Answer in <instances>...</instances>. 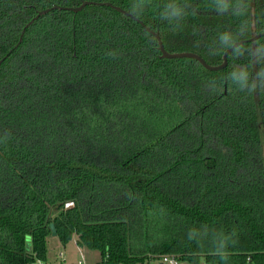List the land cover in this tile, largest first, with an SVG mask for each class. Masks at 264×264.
<instances>
[{
	"label": "trees",
	"instance_id": "1",
	"mask_svg": "<svg viewBox=\"0 0 264 264\" xmlns=\"http://www.w3.org/2000/svg\"><path fill=\"white\" fill-rule=\"evenodd\" d=\"M105 3L212 66L264 32V0H0V264L49 224L95 264H264V35L209 71Z\"/></svg>",
	"mask_w": 264,
	"mask_h": 264
},
{
	"label": "water",
	"instance_id": "2",
	"mask_svg": "<svg viewBox=\"0 0 264 264\" xmlns=\"http://www.w3.org/2000/svg\"><path fill=\"white\" fill-rule=\"evenodd\" d=\"M87 4H103V3H93V2H89V1H84L82 2L79 6L77 7H73V8H65L67 10H71V11H77L79 10L81 7H83L84 5H87ZM105 5L109 6V7H112L114 8L115 10L127 15V16H131L129 13L119 9L118 7H115V6H112L111 4L109 3H105ZM64 9V8H63ZM45 11L47 10H42L40 12H38V14H36L26 25H28L35 17H37L38 15L44 13ZM134 20H136L142 27L144 30H146L147 32H149L156 40V44H157V48L160 52V56L163 57V58H192L194 60H196L204 69L206 70H209V71H215V70H218V69H222L224 68L225 64H226V56L227 54L233 49L235 48L237 45L243 43V42H251L253 40H255L256 38L264 35V32H260V33H257L255 35H253L251 38H248L246 40H240V41H236L234 43H232L229 47H227L223 53H222V61L220 64L218 65H209L207 63H205V61L200 57L198 56L197 54H194L192 52H176V53H168L166 52L163 47H162V44L160 42V39H159V36L156 32L154 31H151L149 30L147 27H145L140 21H138L136 18H134L133 16H131ZM21 34H22V31L20 32L19 34V37H18V42L20 41V37H21ZM49 229H50V234L52 236H55V232H54V228H53V225L52 224H49ZM26 248H28V244L26 245Z\"/></svg>",
	"mask_w": 264,
	"mask_h": 264
},
{
	"label": "rangeland",
	"instance_id": "3",
	"mask_svg": "<svg viewBox=\"0 0 264 264\" xmlns=\"http://www.w3.org/2000/svg\"><path fill=\"white\" fill-rule=\"evenodd\" d=\"M59 252L62 253L63 264L76 263L79 258V252L87 264H95L98 260L97 252L78 247L74 242V238H71L65 245H62L55 236L48 235L46 237V258L54 259Z\"/></svg>",
	"mask_w": 264,
	"mask_h": 264
},
{
	"label": "built area",
	"instance_id": "4",
	"mask_svg": "<svg viewBox=\"0 0 264 264\" xmlns=\"http://www.w3.org/2000/svg\"><path fill=\"white\" fill-rule=\"evenodd\" d=\"M72 205L71 202H66L64 203V207L70 206ZM57 258L59 259L60 263L59 264H63V257H62V253L59 252L57 254ZM26 264H45L43 261L41 260H34L31 262H28ZM75 264H87L83 259H82V255L79 252V258L76 261ZM141 264H193V263H189L187 261H179L176 258H174L173 256L170 255H161L159 257H148V259L144 260ZM196 264H207L205 262H198Z\"/></svg>",
	"mask_w": 264,
	"mask_h": 264
},
{
	"label": "crops",
	"instance_id": "5",
	"mask_svg": "<svg viewBox=\"0 0 264 264\" xmlns=\"http://www.w3.org/2000/svg\"><path fill=\"white\" fill-rule=\"evenodd\" d=\"M57 260H58V264L60 263L59 259L57 257H54V259H47L44 261L45 264H57ZM70 264H75V263H70Z\"/></svg>",
	"mask_w": 264,
	"mask_h": 264
}]
</instances>
